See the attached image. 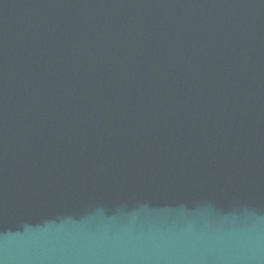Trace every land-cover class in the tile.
I'll return each instance as SVG.
<instances>
[{
    "label": "water",
    "instance_id": "water-1",
    "mask_svg": "<svg viewBox=\"0 0 264 264\" xmlns=\"http://www.w3.org/2000/svg\"><path fill=\"white\" fill-rule=\"evenodd\" d=\"M0 264H264V0H0Z\"/></svg>",
    "mask_w": 264,
    "mask_h": 264
}]
</instances>
